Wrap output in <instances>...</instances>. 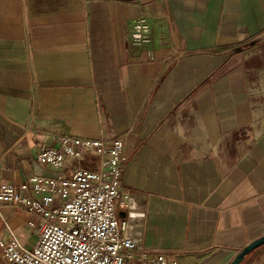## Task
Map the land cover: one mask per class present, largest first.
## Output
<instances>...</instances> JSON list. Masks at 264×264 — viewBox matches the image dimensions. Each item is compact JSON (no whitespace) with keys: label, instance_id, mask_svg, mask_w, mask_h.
Instances as JSON below:
<instances>
[{"label":"crops","instance_id":"1","mask_svg":"<svg viewBox=\"0 0 264 264\" xmlns=\"http://www.w3.org/2000/svg\"><path fill=\"white\" fill-rule=\"evenodd\" d=\"M101 133L124 138L138 247L231 264L264 236V0H0V183L54 175L36 155L57 135ZM0 211V242L30 248L33 217Z\"/></svg>","mask_w":264,"mask_h":264},{"label":"built area","instance_id":"2","mask_svg":"<svg viewBox=\"0 0 264 264\" xmlns=\"http://www.w3.org/2000/svg\"><path fill=\"white\" fill-rule=\"evenodd\" d=\"M150 39L149 24L137 17L131 44ZM39 150L36 162L55 171L30 175L19 185L0 183V210L8 206L33 217L37 237L27 248L11 235L0 242L7 264H177L156 250L138 247L143 239V215L135 212L131 189L122 184L124 138L101 133L89 138L73 134L55 137ZM119 204L125 216L117 217ZM0 220L7 221L0 211Z\"/></svg>","mask_w":264,"mask_h":264},{"label":"water","instance_id":"3","mask_svg":"<svg viewBox=\"0 0 264 264\" xmlns=\"http://www.w3.org/2000/svg\"><path fill=\"white\" fill-rule=\"evenodd\" d=\"M263 244H264V236L250 242L234 256L233 260L231 261V264L240 263L245 258V256H247L249 253H251L253 250H255L256 248H258Z\"/></svg>","mask_w":264,"mask_h":264}]
</instances>
